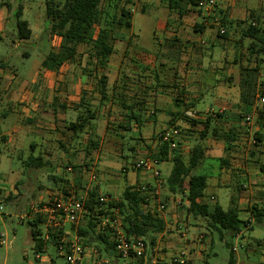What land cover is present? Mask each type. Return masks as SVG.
I'll return each mask as SVG.
<instances>
[{
	"label": "crops",
	"instance_id": "1",
	"mask_svg": "<svg viewBox=\"0 0 264 264\" xmlns=\"http://www.w3.org/2000/svg\"><path fill=\"white\" fill-rule=\"evenodd\" d=\"M13 1L15 0L4 3L10 4L5 6L11 11L10 14L5 11V8L0 7V23L14 14ZM215 1L218 12L225 14L230 23L226 30L235 27L238 21L249 24L247 20L251 17L261 18L259 23L264 27V16L261 15V13L264 14V0ZM169 4L170 0H137L135 3L130 0L126 8L132 15L131 28L126 31V35L119 38L122 43V55L119 56V60L113 59L114 55L117 57L115 49L103 70L96 69L93 61L88 63L85 46L79 48V53L83 55L80 62L67 61L58 72L43 69L42 62L45 58L41 59L30 82L21 80L18 70L11 68L8 61H3L8 65L3 64L2 66L0 63V124L3 126L0 125V154L10 152L15 148L16 142L31 135L32 126L27 125L34 124L33 127L36 129L35 132L40 142H32L30 148L33 154L39 148L38 156L44 158L47 167L31 171L46 173L50 181L47 186L45 183H38L34 188V194L40 200L47 201L52 193L57 192L74 193L77 196H88L93 192L96 197L103 196L108 192L101 191L102 182L110 185L121 175H127L128 172L133 171L135 184L130 185L126 182L128 185L122 193L128 187H149L152 193L159 190L160 200H158L161 202L160 190L170 175L169 169L164 170L163 167L171 162H157L156 169L160 173V179L164 182L159 186L151 174L135 171L134 163L129 166L124 159L123 148L126 144H122V140L128 142L131 138H125L126 136L122 134H132L138 136L134 138L135 141L141 140L140 144L132 145V153L136 151L147 153L150 146L154 151L158 148L159 137L162 134L177 127L181 135L178 148L174 150L185 160L188 159L194 147L201 146L205 150V159L196 169L197 174L208 178L205 198L201 200V203L213 207L219 204L216 190L220 188L230 190L231 201L232 199L235 201L240 218L251 224L246 232L251 233L254 231L255 222L253 208H264L261 205L255 206L249 199V195L254 194L264 198V162L262 163L261 160L264 157V151H260L257 156L251 152L250 155L255 159L251 160L246 155L247 157L241 161L237 158L241 157L239 153L243 154L244 149L237 148L236 153L229 154L233 149L227 148L226 142L221 137L229 132L236 142L241 137L239 130L241 120L247 114L241 102L240 89L241 68L247 65L240 63V55H236L237 50H234L239 47L241 38L239 42H234V48L230 49L228 44L230 45L232 40L229 35L220 36L213 15L189 7L180 16L177 11L170 10ZM132 5L138 8V12L130 9ZM151 10L160 22L158 31L164 29L169 35H173V38L166 41L168 45L161 46L155 33L152 45L142 48L138 46L139 37L134 32L133 20L137 13L149 18L152 14L149 13ZM251 22L258 24L256 19ZM30 29L32 31V28ZM2 33H4V25L0 24V34ZM171 41H176V45L171 46L169 44ZM132 42H134L133 45ZM183 44L191 45L190 51L194 47V53L196 49L200 52L197 56L199 58L197 63L193 62L188 69L186 64H181L180 50ZM160 47H163L160 57L157 58L156 55L154 57L153 52L158 53ZM83 48L84 51L80 52ZM132 53L136 56L142 55L141 61H136ZM191 66L194 68L191 69ZM171 70L177 75V77L174 75L172 81L166 74ZM101 74L107 77L105 97H102L97 90L98 77ZM263 88L258 83V89L263 91ZM119 95H122V99L118 97ZM260 97L258 94L249 112V114L254 113L255 122L259 125L255 136L257 141L260 139L258 142H262L264 137V128L259 121V109L264 111V104L260 103ZM123 98L127 103L144 98L145 109L142 111L135 108L124 109L121 106ZM192 112L197 115L194 116ZM215 112H221V114L218 113L220 117L212 120L208 135L201 137L208 119L213 117ZM89 113L94 115V119L85 127L83 133L75 134L68 129L70 123L76 122L79 117ZM132 113L141 118V124L136 121L130 122L126 118ZM11 116L14 118L11 119ZM190 120H193L194 124L190 123ZM213 131H218L219 134L214 135ZM183 132L186 135L183 134L182 138ZM249 133L251 135V131ZM89 141L97 142V150H90ZM80 144L82 145L81 151L75 150ZM46 149L47 151L43 153ZM51 150L55 151V155L58 156L57 161L51 157L53 152ZM63 151L65 154L61 157L60 154ZM114 157H122L124 164L110 161ZM139 158L137 157L138 160ZM222 160L227 164L223 165ZM61 164L65 167L61 168ZM67 168H72L74 173L69 172ZM95 171L100 172V175L96 176V180H92L91 176ZM52 175L53 177H50ZM244 177L246 178L245 185L242 184V187L234 185L236 180L243 182ZM243 189L246 194L242 193ZM18 193L21 194L22 191L18 190ZM113 194L117 197L118 193L114 191ZM109 197L117 199L110 192ZM149 197L148 208L156 209L151 211L157 213L158 200L151 195ZM169 200L171 208L165 213H158L165 221L166 228L176 225L178 219L187 220L188 224L185 223L187 226L191 224L190 220L193 216L187 211L189 203L183 197L173 195ZM175 203L179 205L178 208L175 207ZM198 218L200 217H193V219ZM201 224L197 221L193 227ZM196 228L189 229L190 236L203 234L201 229L199 231V228ZM246 232L244 230L235 239L243 237ZM156 241L159 246L162 245L164 252L158 264H173L172 254L180 247V242L168 236L164 239L158 236ZM202 248L205 251L199 249V252H203L204 255L211 246L207 242ZM233 249L236 256L237 249L235 246ZM204 258L203 256V260ZM193 260L195 263L199 259ZM85 264H93L91 257L86 260ZM146 264L152 263L147 262Z\"/></svg>",
	"mask_w": 264,
	"mask_h": 264
},
{
	"label": "trees",
	"instance_id": "2",
	"mask_svg": "<svg viewBox=\"0 0 264 264\" xmlns=\"http://www.w3.org/2000/svg\"><path fill=\"white\" fill-rule=\"evenodd\" d=\"M17 1H19V4L14 12L17 38L21 41L29 40L32 37V31L29 28V23L22 19L24 11L22 0ZM197 2L198 0H170L169 8L172 11H177L182 16L187 8H196ZM129 4L130 0H46V16L49 21L48 31L51 35L58 37L61 42L57 51H51L45 57L42 68L47 71L58 72L67 61L80 62L82 55L79 53V48L85 46L87 48L88 63L93 61L96 69L103 70L115 50L113 42L114 35L117 34L116 30L128 31L131 28L132 15L130 10L126 8ZM9 5L2 4L0 7ZM108 9L113 11V14L108 13ZM219 14L222 16L221 25L226 29L230 24L227 16L223 13ZM254 19L258 21V24L251 22ZM260 19L259 17H251L247 20L249 24L241 34L243 39L250 41L247 53L249 62L254 60L255 64L254 68L248 66L241 68V102L244 105L246 115L249 114L251 107L255 104L257 95L264 96V90L261 91L262 93L258 91L260 65L264 62V27L259 23ZM224 35L226 33L220 34V36ZM169 44L174 46L176 41H171ZM1 65L3 66V64ZM106 87L107 77L101 74L98 77L97 90L102 97L106 95ZM118 97L122 99V95ZM121 106L124 109L132 110L135 108L142 111L145 109V99L141 98L127 103L123 98ZM219 117L220 114H216L215 117L208 119L201 137L208 135L212 120ZM126 118L130 122L142 123L141 118L133 113ZM92 119H94V115L91 113L81 116L76 122L70 123L68 129L75 134H81ZM259 121L264 128V111L262 109H259ZM190 123L194 124V121L190 120ZM213 134L218 135L219 132L213 131ZM163 136L164 134L159 137V146L153 151L151 158L159 163L171 162L173 164L172 171L164 184L168 193L173 196H182L189 203L188 214L195 218L205 219L208 227L219 234L221 241L225 240L226 235L232 239L250 228V222L240 218L233 199L231 207L227 210H224L219 204L211 207L201 203V200L205 198L208 178L197 174L196 169L205 159L204 148L201 146L194 147L191 149L188 159L185 160L182 155L170 147L168 142L163 141ZM221 137L225 139L227 148H231L235 140L229 132ZM89 143L90 150H97V142L89 141ZM221 162L223 165L227 164L224 160ZM25 165L29 170H40L47 167V162L42 156L31 155ZM50 177H53V175ZM89 198L88 206L93 208L97 197L92 192ZM147 198L148 196L138 191L137 188L128 187L123 191L119 200L111 202L109 206L119 210L120 217L123 220V228L129 238L133 240L150 238V243L155 244L157 236L164 233L166 223L157 213L148 208ZM11 199H9V202ZM253 218L257 225L264 226V208L254 207ZM40 223L41 219L36 218L29 223V226L35 251L42 252L45 248L49 249V244L43 243L39 238L41 235ZM77 231L78 236L87 247L98 248L107 257L114 258L113 262H117L116 244L111 240L109 234L103 233L100 218L97 216L89 218L85 224L78 227ZM51 243H54V241ZM225 245L230 249L229 264H236L232 244L226 242Z\"/></svg>",
	"mask_w": 264,
	"mask_h": 264
},
{
	"label": "rangeland",
	"instance_id": "3",
	"mask_svg": "<svg viewBox=\"0 0 264 264\" xmlns=\"http://www.w3.org/2000/svg\"><path fill=\"white\" fill-rule=\"evenodd\" d=\"M134 3L137 2V0H133ZM10 2V0H0V5ZM245 2V1H244ZM249 2V1H248ZM253 2V1H250ZM14 10L17 9L19 1L15 0L12 2ZM22 5L24 7L23 11V17L22 19L27 21L30 25V28H32L33 35L29 40L21 41L17 38V27H16V18L14 17V14L11 15L6 20L1 21L0 24L4 25V33L0 34V63L5 64L3 61H8L9 66L15 70H18L19 77L23 81L30 82L32 74L37 66L38 63H40L41 59L45 58L49 52L51 51H57L60 46V39L56 36H53L49 33V21L46 16V0H22ZM5 11H7L8 14H10V10H8L6 7ZM132 5L130 6V9L135 10L138 12V8ZM1 9V8H0ZM108 13L113 14V11H110L108 9ZM105 12V11H104ZM112 12V13H111ZM152 13V10L149 12ZM148 13V14H149ZM261 15L264 16V14L261 13ZM10 16V15H9ZM157 17V16H156ZM134 24V32L139 37L138 40V46L142 48H148L150 45H152L153 42V36L154 34L157 37V40L161 42V46H165V44L168 45L167 40H170L173 38V35H169L164 29L158 31L160 27V22L155 18V14H151L149 18L146 16L144 17L141 13H137L134 16L133 20ZM248 26L247 22H240L238 21V24L235 27H230L228 30H226V35H229L231 44L228 46L230 49L234 48V42H239V47L234 50L236 55H240V63H245L249 68H254V60L252 62H249V56L247 53V47L249 45V40H245L241 37L242 31L244 28ZM218 31H220L222 28H220V25H217ZM174 29V28H173ZM172 30V29H169ZM162 34H161V33ZM116 35H114V46L116 51V56L114 55L113 59L117 60L119 56L122 55V43L119 41V38L121 36L126 35V31L124 30H116ZM136 42V39H135ZM134 42H132V45ZM168 47V46H167ZM191 45H185L181 47V64H186L187 69L188 66L191 64L197 63L199 58L200 52L195 48H192V51H190ZM163 48V47H162ZM162 48L160 47V51L157 54L153 52V56L156 55V57H160ZM83 49H80V52H83ZM23 54H25L23 56ZM81 56V55H80ZM83 56V55H82ZM130 56V55H129ZM133 58L140 62L141 56H136L134 53H132ZM155 57V56H154ZM194 57V58H193ZM239 58V59H240ZM82 59V58H81ZM119 60V59H118ZM264 60V57H263ZM81 61V60H80ZM8 65V64H5ZM253 66V67H252ZM194 68L191 66V69ZM174 71H168L166 74L169 78V80H173L174 77L177 75L173 73ZM175 75V76H174ZM258 83L261 88H263L264 84V62L260 65L259 70V78ZM264 89V88H263ZM262 90H259L260 93ZM220 113L221 112H215ZM11 119L14 118V116L10 117ZM240 123V132L241 137L234 142V146L231 147L233 150L230 151L229 154H234L237 151V148H243L244 152L243 154L239 153L241 157L237 158L241 161L245 159V157L249 156L252 160V158L255 159V157L251 154L253 152L255 156L260 153V151H264V137L262 139V142H258L255 139L256 133L258 132L259 125L255 124L253 126H248L246 123L245 118L241 120ZM2 126V124H0ZM30 128L31 135L23 137L19 142H16L15 148L11 150L10 152H3L0 154V181L3 183V187L7 190L11 188H15L16 190H21L22 193L18 196H13L11 201L6 204L4 210L2 211V216H0V264H34L35 263V245L34 241L32 239V232L31 228L29 226V223L32 222L31 217H29V212L31 210L32 205H35L37 200H40V198H37L35 196L34 188L38 185V183L44 184L47 186L50 184L49 179H47V174L43 172H32L26 167V162L28 161V158L31 155L38 156L40 154L39 148L35 152V154L32 153V150L30 148V144L32 142H40L39 138L37 137V133L35 132L36 129L34 124L27 125ZM3 127V126H2ZM251 131V135H249ZM36 133V135H33ZM124 133V132H123ZM186 135V133H182ZM123 136H126L125 138L130 137L131 143L128 140L125 141L122 140V144L124 145L123 152H124V159L129 163V166L133 163H136L138 161L137 157H140V159H146L151 158V155L154 151L152 147L150 146V149L147 151V153H139V151L133 152L131 150L132 145L135 143H139V139L135 141L134 138H138V136H134L132 134H122ZM264 136V133H263ZM124 138V137H123ZM152 140V139H150ZM225 141V139H223ZM133 141V142H132ZM142 144V143H141ZM64 145H68V143H64ZM193 145V144H192ZM258 145V146H257ZM82 145H78L75 150L81 151ZM146 145H144L145 147ZM47 151L44 150L43 153ZM53 150H51L52 152ZM77 152V151H76ZM51 157L53 159H58L55 155V151L51 153ZM65 152L63 151L62 154H60L61 157ZM247 155V156H246ZM105 157V156H104ZM108 158V157H106ZM137 159V160H135ZM262 163L264 162V157H262ZM57 161V160H56ZM110 161H117L119 164H124V160L121 157L113 158V160ZM64 163V161H63ZM61 168L65 167L63 164H61ZM68 166V165H67ZM66 166V167H67ZM169 169L168 173L170 174L173 168V164H168L167 166L163 167V169ZM130 170V169H129ZM72 173L73 169H72ZM261 173V172H260ZM46 174V177L44 176ZM95 176H99L100 172L95 171ZM244 175V174H243ZM169 176V175H168ZM243 182H237V180L234 182V185H240L242 187V184L246 183L245 177ZM128 184H135V173L133 171L128 172L127 175H121L114 183L110 185H106L104 182L101 183V191L108 192L107 194H104L101 197L104 198H110L112 200H119V198L122 195V190L126 187ZM229 182V181H228ZM245 185V184H244ZM155 190V189H154ZM116 191L117 197L114 193ZM161 202L165 203L169 208H171V201L169 200L171 195L168 193L167 188L163 186L161 188ZM109 192L113 197H116L117 199H113L112 197H109ZM231 191L226 188H220L216 190V195L218 197V203L220 206L227 210L231 206ZM242 193L246 194L244 192V189L242 190ZM90 197V194L87 196ZM181 198L182 196H177ZM90 199V198H89ZM249 199L255 206H263L264 207V198L262 199L261 195L256 196L254 194L253 196L249 195ZM183 200V199H182ZM262 201V202H261ZM175 207L178 208V204H174ZM154 208H150V210H153ZM156 210V209H154ZM153 210V211H154ZM177 210V209H176ZM242 217V216H241ZM121 221L122 218H120ZM191 224L189 223L188 228H199V231L202 230L203 234H206L205 240L203 244L207 243L210 244L211 248L207 249L205 251L202 246H200V251H203L202 253L199 252V250H192L191 253L195 257L194 259H199L197 262L194 263V260L192 261V264H229L230 259V249L226 247L225 243L229 242L230 244H233L235 248L237 249L236 253V259L237 264H264V226H259L254 222V231L250 233V231L245 230L246 234L244 233L243 237H240L238 239L232 238L230 239L227 235L225 236V240L221 241L219 238V234L215 231H212L209 227L207 222H205L202 218L193 219L191 217ZM199 221L202 223L201 225H197L193 227V225ZM178 223H187L186 221H183L182 219H178ZM85 224V223H83ZM82 225V223L80 224ZM42 230L43 228L39 226ZM196 228V229H197ZM201 229V230H200ZM248 233V234H247ZM200 235V234H199ZM197 235V236H199ZM190 236V234H189ZM191 237V236H190ZM193 237H196L194 235ZM148 245L151 248H154L157 243L151 244L150 238L145 239ZM207 248V247H206ZM91 252L98 254L100 259L102 260H109V264H124V260H120L117 262H113L105 255V253L100 252L98 248L89 247ZM48 254L52 258H56L58 255L53 248H49ZM94 255V254H93ZM203 256L205 257L203 260ZM152 256L148 252V263H151ZM58 264H62V260L57 261ZM113 262V263H112ZM94 264V261H93Z\"/></svg>",
	"mask_w": 264,
	"mask_h": 264
},
{
	"label": "built area",
	"instance_id": "4",
	"mask_svg": "<svg viewBox=\"0 0 264 264\" xmlns=\"http://www.w3.org/2000/svg\"><path fill=\"white\" fill-rule=\"evenodd\" d=\"M196 9L205 11L209 15L214 16V23L222 28L220 34H225L226 29L221 25L222 16L217 10L215 0H198ZM260 103L264 104V97H260ZM194 116L197 114L192 112ZM217 114V113H216ZM213 113V117L216 116ZM247 125L255 124V115L250 113L245 117ZM180 129L172 128L163 136V141L168 142L173 149L178 148V140L180 138ZM157 161L153 158L140 159L133 164V169L138 172L149 173L161 186L164 182L160 179V173L156 169ZM69 172L72 168H67ZM92 180H96L95 174L91 176ZM138 191L148 196L147 202L150 205V197L159 199V190L152 193L149 187H138ZM18 190L14 187L7 190L3 187L0 181V216L9 199L13 196H18ZM160 200V199H159ZM158 200L157 214L165 213L168 210L166 204ZM89 198L87 195L77 196L74 193L57 192L52 193L47 201L37 200L35 205H32L29 212V217L33 221L36 218L41 219L40 239L43 243L49 244V248L55 249L57 257L54 259L49 254V249H43L42 252L35 251L34 264H58V260H62V264H85L86 260L91 257L94 264H109V260L100 259L98 254L91 252L84 241L78 236V227L82 222H86L89 218L97 216L101 219V229L103 233L109 234L111 240L116 244L115 254L117 261L124 260V264H146L148 260V252L151 254L152 264H158L162 254V245H157L151 248L145 239L133 240L129 238L123 228V222L119 214V210L109 206L113 202L110 198L97 197L93 208L88 206ZM162 218V217H161ZM189 228L185 223H176L173 227L166 228L164 233L159 235L162 239L175 238L180 243V247L172 254L173 264H192L195 258L191 253L192 250H199L203 246L206 234H200L196 237L189 236ZM158 237V236H157ZM54 243H51L53 242ZM94 254V255H93ZM111 261L114 258H109Z\"/></svg>",
	"mask_w": 264,
	"mask_h": 264
}]
</instances>
